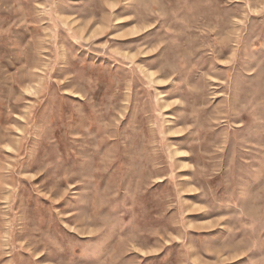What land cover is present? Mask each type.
I'll list each match as a JSON object with an SVG mask.
<instances>
[{
    "label": "rangeland",
    "instance_id": "374dc122",
    "mask_svg": "<svg viewBox=\"0 0 264 264\" xmlns=\"http://www.w3.org/2000/svg\"><path fill=\"white\" fill-rule=\"evenodd\" d=\"M0 264H264V0H0Z\"/></svg>",
    "mask_w": 264,
    "mask_h": 264
}]
</instances>
